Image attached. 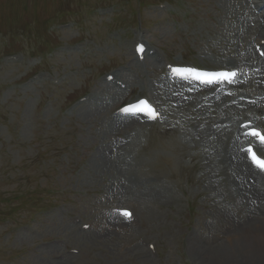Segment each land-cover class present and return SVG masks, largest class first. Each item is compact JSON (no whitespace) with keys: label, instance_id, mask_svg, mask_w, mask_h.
<instances>
[{"label":"rangeland","instance_id":"obj_1","mask_svg":"<svg viewBox=\"0 0 264 264\" xmlns=\"http://www.w3.org/2000/svg\"><path fill=\"white\" fill-rule=\"evenodd\" d=\"M242 1L0 0V264H264V203L251 216L248 200L234 204L221 150L204 155L184 136L187 125L163 132L111 118L152 75L131 68V38L174 60L218 66L254 43L245 30L258 22ZM163 2L167 12L157 10ZM123 64L132 83L125 94L102 81ZM85 94L95 96L91 105L76 106ZM234 169L246 194L264 195L259 171L251 183ZM114 202L134 207L136 233L110 220ZM188 206L195 211L179 224ZM76 219L91 229L79 231ZM146 237L158 256L140 245ZM71 247L80 250L74 258Z\"/></svg>","mask_w":264,"mask_h":264},{"label":"bare ground","instance_id":"obj_2","mask_svg":"<svg viewBox=\"0 0 264 264\" xmlns=\"http://www.w3.org/2000/svg\"><path fill=\"white\" fill-rule=\"evenodd\" d=\"M238 2H240L241 3V6L242 7H244V3H243V1L242 0H238ZM249 2H251V3H253L254 4V11H251V10H249L248 9V15L250 16V17H253V16H257L258 18H259V16H258V13H259V11L260 10H262L263 9V14H261L260 16H261V18H259V19H262V22H260L259 24L260 25H258L256 28H250V29H246V31H245V33H247V34H249V32L250 31H252L253 29H254V31H259L260 33V36H261V38L259 39V41H258V43L256 44V45H260V41L261 40H264V31H262V29H264V0H247V5L249 4ZM246 3H245V5H246ZM240 6V5H239ZM246 11V9H244V12ZM258 12V13H257ZM255 13V14H254ZM249 18V17H248ZM260 29V30H259ZM253 31V33L252 34H255V32ZM257 34H258V32H257ZM262 49L264 48V45L261 47ZM250 57H251V55H250ZM253 57L256 59V56L253 54ZM248 58V57H247ZM241 61V60H240ZM250 62V61H249ZM240 66V65H239ZM258 75H261L260 77H259V79H262V77H263V75H264V69H263V73H258ZM132 123H130V125H131ZM222 134H224V133H222ZM217 135H219L220 137H221V133H217ZM234 166L239 170V171H241L240 172V174L245 178L246 176H248V178L250 179V181H251V183H254L255 182V178H254V176H253V172H252V169H253V167L248 163V161H247V159H246V157H245V155L244 154H242L241 152L239 153H236V155H235V162H234ZM234 166L232 165V170H233V172L235 173V175L237 176V174H236V172H235V169H234ZM244 172V173H243ZM264 177V176H263ZM262 177V175H260L259 176V178L260 179H263L264 180V178ZM238 178V177H237ZM240 182L241 183H243V181L241 180V177H240ZM245 186H246V184L245 183H243ZM247 189H248V187H247ZM249 190V189H248ZM248 196H251V198L253 199V200H260L261 202H264V195H253V194H251V192L250 191H248V194H247ZM259 245H260V247L264 250V234L262 235V237H261V240L259 241Z\"/></svg>","mask_w":264,"mask_h":264},{"label":"snow or ice","instance_id":"obj_3","mask_svg":"<svg viewBox=\"0 0 264 264\" xmlns=\"http://www.w3.org/2000/svg\"><path fill=\"white\" fill-rule=\"evenodd\" d=\"M234 76H235V73H219V74H217V77L218 78H220V79H226L229 82H231V79ZM208 82H211V81H208ZM141 104L144 106L143 109H141V110H145L146 109V114L150 118L155 119L156 118L155 112L152 109L148 108V106L143 101L141 102ZM123 111L128 112L129 109H124ZM249 135H252L254 137H257L259 139V141L262 144H264V134H261L259 131L253 130V131H251L249 133ZM249 151H251V149ZM252 158H253L254 163H256L257 166L261 167L262 170H264V162L258 161L257 158H256V156L254 154H253ZM123 214L124 215H129V213H127V212H124Z\"/></svg>","mask_w":264,"mask_h":264}]
</instances>
